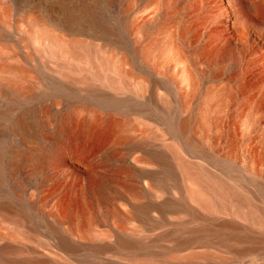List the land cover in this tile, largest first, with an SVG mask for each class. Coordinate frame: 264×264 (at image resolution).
Returning a JSON list of instances; mask_svg holds the SVG:
<instances>
[{"label":"rangeland","instance_id":"obj_1","mask_svg":"<svg viewBox=\"0 0 264 264\" xmlns=\"http://www.w3.org/2000/svg\"><path fill=\"white\" fill-rule=\"evenodd\" d=\"M39 26L101 45L131 87L73 82L38 51ZM5 64L25 70L22 96L43 124L15 136L5 116L15 96L0 78V205L12 210L0 211V264H133L123 238L178 221L174 144L264 203V0H0ZM24 146L27 173L12 177L9 151ZM67 147L93 172L65 165ZM144 202L158 205L150 232L134 212Z\"/></svg>","mask_w":264,"mask_h":264},{"label":"bare ground","instance_id":"obj_2","mask_svg":"<svg viewBox=\"0 0 264 264\" xmlns=\"http://www.w3.org/2000/svg\"><path fill=\"white\" fill-rule=\"evenodd\" d=\"M248 3L258 7L251 1ZM90 13L87 7L83 10L85 15ZM66 18L73 21L75 16L67 11ZM33 37L38 51L50 62L56 63L61 73L71 76L73 82L90 88L95 78L103 82L108 80L118 90L131 87V82L115 67L112 59L104 55L101 45L94 48L77 40L62 42L42 26ZM24 73L25 70L17 64L0 65V78L10 88L2 90V93L16 97H13L14 104L5 116L15 136L27 140L39 134L43 122L39 119L38 111L28 106L32 96H22L20 76ZM186 125L185 121L179 125L181 133H185ZM173 147L175 167L178 169L174 189L179 196L169 204V209L177 214L178 221L172 230L154 234L153 237L132 230L121 241V247L130 250L124 256L133 264H264V203L242 192L217 171L182 154L179 144ZM1 152L0 149V154H3ZM31 153L25 146L9 151L12 155L7 164V173L12 177L19 171L25 173ZM58 153L64 154L65 165L74 171L93 172L92 168L83 165L84 158L79 150L67 147ZM147 191L148 188L142 185L133 188L139 198H146ZM152 204L144 202L134 207L136 216L143 218L148 225L151 222V228H146L147 232L160 226L152 216V211L158 205ZM0 211L9 215L12 210L7 204H1ZM184 213L190 217L188 220L182 218Z\"/></svg>","mask_w":264,"mask_h":264}]
</instances>
